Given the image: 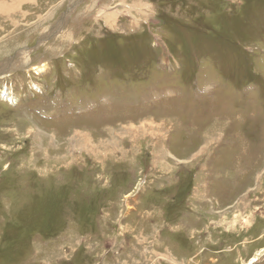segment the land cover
I'll return each mask as SVG.
<instances>
[{
  "label": "rangeland",
  "instance_id": "374dc122",
  "mask_svg": "<svg viewBox=\"0 0 264 264\" xmlns=\"http://www.w3.org/2000/svg\"><path fill=\"white\" fill-rule=\"evenodd\" d=\"M25 48L0 264H264V0H0Z\"/></svg>",
  "mask_w": 264,
  "mask_h": 264
},
{
  "label": "bare ground",
  "instance_id": "6f19581e",
  "mask_svg": "<svg viewBox=\"0 0 264 264\" xmlns=\"http://www.w3.org/2000/svg\"><path fill=\"white\" fill-rule=\"evenodd\" d=\"M105 12H107V15L112 14V13H110L111 11L106 10ZM68 15L65 19H67L69 17ZM62 30H63V28L55 30L53 32V34H51V36L60 35L62 33ZM49 38H50V36H48V34H47L42 39L45 40V39H49ZM42 42L43 41H41V43ZM31 60L32 59L30 57V51L26 48L22 49L21 51L16 53L14 56H12L10 59H6V60L0 62V77L3 75H7L8 74L7 71H10L11 67H13L15 64H18L19 66L25 67V66L29 65ZM1 94H3V95H1V99L12 105V103L14 102V98H12L11 96H7L8 91L4 90L3 92H1ZM9 97H11V101H10ZM5 98H6V100H5ZM261 252L262 251H260L254 258H252L249 263H244V264H254L257 261L258 257H261V256H259V255H261Z\"/></svg>",
  "mask_w": 264,
  "mask_h": 264
},
{
  "label": "built area",
  "instance_id": "2783aa9c",
  "mask_svg": "<svg viewBox=\"0 0 264 264\" xmlns=\"http://www.w3.org/2000/svg\"><path fill=\"white\" fill-rule=\"evenodd\" d=\"M5 100H6V98H5Z\"/></svg>",
  "mask_w": 264,
  "mask_h": 264
}]
</instances>
